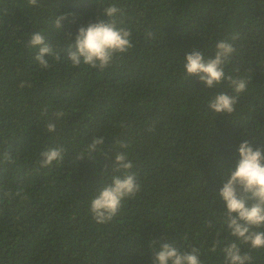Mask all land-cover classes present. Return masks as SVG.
Wrapping results in <instances>:
<instances>
[{"label": "trees", "instance_id": "1", "mask_svg": "<svg viewBox=\"0 0 264 264\" xmlns=\"http://www.w3.org/2000/svg\"><path fill=\"white\" fill-rule=\"evenodd\" d=\"M110 5L133 48L103 72L73 67L68 34L106 19ZM34 32L59 53L46 57L48 69L28 47ZM233 36L225 74L248 84L235 111L219 115L208 102L234 95L228 82L206 88L187 78L184 58L193 50L213 57L217 41ZM54 112L64 115L55 120ZM94 136L104 146L91 157ZM246 139L264 148V0H0V152L13 161L0 162V188L21 193L0 197V264H151L152 240L196 247L202 264H224L233 237L216 195L220 169L235 166ZM118 141L128 145L140 191L97 224L90 199L115 174ZM56 146L64 159L41 168L40 153ZM242 251L264 264V248Z\"/></svg>", "mask_w": 264, "mask_h": 264}, {"label": "clouds", "instance_id": "2", "mask_svg": "<svg viewBox=\"0 0 264 264\" xmlns=\"http://www.w3.org/2000/svg\"><path fill=\"white\" fill-rule=\"evenodd\" d=\"M37 2L38 0H27L29 6H36ZM118 12L116 6L110 5L103 9V16L106 19L95 22L90 20L86 26H80L75 35L68 34L71 43L67 49V57L73 67L84 65L103 72L115 59L127 54L133 48L131 30L117 25L115 17ZM65 19L67 15L57 17L54 28L61 30V21ZM151 35L148 33L149 37ZM236 38L233 36L231 40L217 41L213 57L205 58L202 52L193 50L184 58L183 69L187 78H198L206 88L216 87L224 81L228 82L234 95L220 92L208 102V108L219 115H230L235 111L239 96L246 90L248 84L245 79L225 74L224 67L235 52L231 41ZM28 47L38 50L34 60L44 69L51 67L46 57L59 59V53L54 52L40 32L31 34ZM20 87H31V85L21 83ZM63 115V112H54L53 118L59 120ZM153 128H149L148 131H153ZM46 129L49 133H53L56 124L49 122ZM117 145L120 151L114 152L112 171L115 174L110 182L103 184L90 199V213L97 224L110 222L118 214L122 201L134 198L140 191L136 176L130 171L133 164L124 151L128 145L121 141H118ZM103 146L104 138L94 136L85 151L92 157L94 153L102 154ZM64 151L62 146L50 147L42 151L40 167H50L53 162L60 163L64 159ZM237 151L239 159L235 166L220 169L222 187L216 193L225 209L222 212L223 225L233 237L223 246L222 252L224 264H252V256L248 252H243L242 246H248L250 249L264 248V148L254 149L246 139L239 144ZM0 162L13 161L9 153L4 151L0 152ZM20 196V192L0 188V197L3 199L11 201ZM151 245V264H202L200 250L196 247L182 251L174 243L164 240L159 242L152 240ZM209 251L216 252V244H213Z\"/></svg>", "mask_w": 264, "mask_h": 264}]
</instances>
